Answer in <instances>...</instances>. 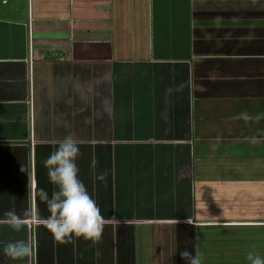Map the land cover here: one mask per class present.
Here are the masks:
<instances>
[{
    "label": "crops",
    "instance_id": "1",
    "mask_svg": "<svg viewBox=\"0 0 264 264\" xmlns=\"http://www.w3.org/2000/svg\"><path fill=\"white\" fill-rule=\"evenodd\" d=\"M78 143L99 240H53L43 161ZM103 182L93 181V172ZM34 208L41 222L25 211ZM0 264L264 257V0H0Z\"/></svg>",
    "mask_w": 264,
    "mask_h": 264
},
{
    "label": "clouds",
    "instance_id": "2",
    "mask_svg": "<svg viewBox=\"0 0 264 264\" xmlns=\"http://www.w3.org/2000/svg\"><path fill=\"white\" fill-rule=\"evenodd\" d=\"M79 156L78 143L71 136L57 142L55 149L43 161L46 175L55 190L49 194L43 188L33 189V200L39 199L46 204L48 216L42 220L54 241L65 243L72 238L97 241L105 226V218L101 215L94 198L78 179L76 159ZM104 174L93 172V181L103 182ZM33 223L41 222L38 212L32 208L25 211ZM0 224L7 225L14 231L23 227V219L15 210L4 213ZM0 254L12 260L22 259L32 254L31 246L22 240L9 242L0 248ZM185 264H202L201 254H193L188 250L180 252ZM248 264H264V257L252 251L246 257Z\"/></svg>",
    "mask_w": 264,
    "mask_h": 264
}]
</instances>
